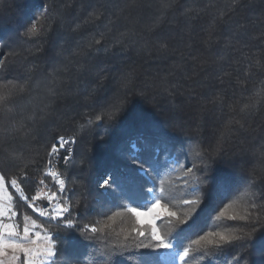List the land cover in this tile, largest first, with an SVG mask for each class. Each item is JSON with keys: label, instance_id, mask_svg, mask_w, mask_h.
Instances as JSON below:
<instances>
[{"label": "trees", "instance_id": "obj_1", "mask_svg": "<svg viewBox=\"0 0 264 264\" xmlns=\"http://www.w3.org/2000/svg\"><path fill=\"white\" fill-rule=\"evenodd\" d=\"M164 3L169 7L165 9ZM93 12L99 18L90 15ZM48 18L51 28L42 45L23 35L32 24L42 30ZM101 34V45L88 48ZM0 41V58L7 57L4 64L8 68L0 73V87L11 89L27 81L31 94L20 98L27 110L46 102L42 89L52 73L63 77L52 115L38 121L35 138L17 134L0 143V158L5 148L16 153L13 160L0 162V172L17 205L14 221L21 229L24 223L33 219L44 223L45 218L28 207L9 179L17 177L24 195L31 199L45 187L40 179L48 183L47 149L58 136H75L73 160L63 172L70 199L80 201L75 209L77 227L89 220L109 225L98 234L102 238L94 243L84 241L80 264H169L175 256L166 255L165 249L137 247L132 237L138 220L124 208L111 212V220L93 214L98 174L112 163L131 160V148L121 144L120 128L143 126L146 134L159 128L175 147L162 170L165 193L160 204L177 212L179 218L163 215L154 226L141 225L149 229L145 235L155 227L161 238L170 239L178 219L200 216L199 235L194 233V238L209 231H229L242 239L224 248L192 244L187 264H237L238 257L240 264H264L259 250L264 227L251 233V226L243 221L226 219L243 214L244 189L223 205L215 194L211 201L207 198L214 187L227 194L244 181L253 182L250 198L264 197V102L255 110L241 112L264 80V72L255 68L246 75L253 61L264 64V0H240L237 5L233 0H0ZM37 47L42 50L34 52ZM66 66L68 72L58 71ZM114 104H122L123 112L117 122L106 125L111 127L108 134L97 124H87L88 117ZM229 121L240 123L229 125ZM197 151L214 162L204 178L209 181L201 192L204 202L193 213L190 205H183L186 198H194L191 190L175 183L168 158L175 155L185 164L186 153L199 162ZM21 169L24 177L19 175ZM196 182L200 183L199 173ZM140 204L138 211L152 207L150 199ZM25 215L30 219L25 221ZM49 231L69 240L83 239L73 229L52 227ZM57 246L68 247L62 241ZM150 252L153 256L158 252L159 257L150 260ZM65 259L61 257L58 264Z\"/></svg>", "mask_w": 264, "mask_h": 264}, {"label": "snow or ice", "instance_id": "obj_2", "mask_svg": "<svg viewBox=\"0 0 264 264\" xmlns=\"http://www.w3.org/2000/svg\"><path fill=\"white\" fill-rule=\"evenodd\" d=\"M239 3L240 0H233L234 5ZM163 7L166 9L169 7V3H164ZM46 11L47 9L45 8L44 12ZM90 15L99 18L96 12ZM50 28L51 18H48V23L42 30H38L35 24H32L31 27L26 28L23 35L32 38L35 44L42 45ZM103 38V34H101L100 38H93L88 48L93 45H101ZM119 42L117 41V43ZM41 50V47H37L34 52ZM9 55H14V53H9ZM6 58H0V73L8 70L7 65L4 64V59ZM71 63L70 61L69 64ZM253 68L257 72H264V64L256 60L248 65L246 75L251 74ZM58 71L68 72L69 68L66 66ZM62 79L63 77L52 73L51 79L42 89L43 98L46 102L34 106L30 111L20 102V98L31 94L32 89L27 81L13 86L11 89L7 85L0 87V143L7 139L16 138L17 134L23 139L35 138L33 133L36 130L38 121H42L52 115V105L58 96V89ZM262 102H264V80H261L260 87L254 90V95L249 101L241 106V112L247 113L250 110H255ZM122 112V104H114L102 108L94 117H88L86 122L88 125H99L104 129L105 134H108L111 131V127H106V125H112L117 122ZM102 121L103 123H101ZM234 122L240 123L239 121H229V125ZM120 135L121 144L127 143L131 148V160L127 164H110L94 180L96 201L93 214L100 217H108L109 220L114 219L110 213L117 208H124L127 212L139 218L142 215L138 211V208L141 207V201L150 199L152 207L160 203V199L164 198L163 194L165 193L162 170L167 166L165 163L167 155L175 151V147L169 143L163 131L159 128H151V131L146 134L143 126L138 129L135 125H124L120 128ZM101 139H103V136H101ZM75 143V136H58L50 148L47 149V155L52 157L64 150L63 163L68 165L69 161L73 160V149L71 146ZM139 145H143V148ZM3 152L4 155L0 158V162L7 163L16 158L14 151L5 148ZM117 155H122V153L118 151ZM195 156L200 157L199 162L195 159H189L185 153V165H182L184 167V177H190L193 181L197 179V173H199L200 177V183L194 184L190 193V196L194 198H186L184 200L185 204L191 206L190 211L193 213L204 202V196L201 195V192L203 186L209 182L204 178L210 175L212 163L214 162L210 156L203 154L201 151H197ZM81 162L83 163L84 161L82 160ZM51 163L52 161L49 159L45 175L52 177L53 183L57 185L55 191H49L48 193L37 192L29 199L27 195H24L23 188L19 186L17 177L13 176L9 179L8 183L11 188L17 190L20 198L27 202L28 207L32 208L33 212L38 213L40 217H44L45 222L38 223L37 220L33 219L31 220V227L24 223L22 230H18L21 229V225L13 222L14 217L17 215L16 211L12 208L0 210V264H6L3 257L9 255V250L11 259L15 264H58L61 257H66L64 264H80L79 252L84 241L94 243L97 239L102 238L98 234H102L105 228L109 227L102 220H89L77 227L79 220L75 209L79 207L80 201L76 200L73 202L70 199L68 192L71 189L68 188L66 190L67 178L60 172L52 171ZM174 163L180 164V160L177 159ZM19 175L24 177L26 173L21 169ZM39 184L45 185V180L40 179ZM252 184V181H244L239 187L228 191L227 194L214 187L207 193V198L211 201L215 194L220 205H223L227 199H230L231 196L240 192L241 188H243V214L228 216L226 219L243 221L251 226L250 232L255 233L261 227H264V197L257 194L255 199L250 198ZM4 186L5 175L0 172V187ZM42 198L47 201V207H40L36 204V201ZM9 199H11V196ZM115 214L121 215L119 211H116ZM220 214L224 215L223 212ZM171 215H176V213ZM5 219L9 222L6 223ZM28 219L30 217L25 215L24 220L27 221ZM189 220L191 222H188ZM200 220V216L192 219L184 215L176 221L177 231L170 239L161 238L154 227L147 235H145L144 229H136V235L132 239L137 241L138 248L171 250L175 253L177 259L184 261L185 264H187L186 258L190 256L192 251V244L197 246L208 244L216 248H224L225 246H234L237 241L242 239L241 236L232 234L229 231H209L207 235H200L196 239L194 238V233L200 227ZM52 227L56 229H73L79 232L83 239L73 237L69 240L66 236L61 237L59 234L49 231ZM227 227L231 228L232 225ZM35 229L43 230V247L37 246V240L41 239V231H34ZM196 235H199V233H196ZM54 236L55 239H53ZM127 239L128 236H125V240ZM61 241L66 243L68 247L58 248L57 244ZM189 241L191 242L190 244L186 243ZM259 250L261 255H264V242L259 244ZM147 256L151 260L159 257V253L157 252L153 256L150 252ZM237 264H240L239 257L237 258Z\"/></svg>", "mask_w": 264, "mask_h": 264}, {"label": "rangeland", "instance_id": "obj_3", "mask_svg": "<svg viewBox=\"0 0 264 264\" xmlns=\"http://www.w3.org/2000/svg\"><path fill=\"white\" fill-rule=\"evenodd\" d=\"M4 57L5 56H3V55L1 56V58H4ZM75 149H76V143H75V147H74V153H75ZM73 156H74V154H73ZM49 159H51V157H49ZM176 160H177V158L175 157V155H171L168 158V163L170 164L172 172L175 174V177H176L175 183L177 185H181L184 188H189L192 191L193 185L197 184L196 180L193 181L190 177H184V174H183L184 173V167L182 165H185V164L181 163V162H180V164H176V163H174V161H176ZM71 162L72 161H69V164L66 167H68ZM47 168H48V166H47ZM63 171H62V175L64 176ZM45 185L46 186L39 192L46 193L47 191H55L56 187H57V185L52 183V180L49 177H48V183H46ZM10 196H11V199H9ZM26 204H27V202H26ZM36 204L39 205L40 207H47V202L43 198L41 200L36 201ZM183 205H187V204H185L183 202ZM8 208H12L16 211L17 205H16V203L13 202L12 195L9 192L8 187L6 185V182H5V186L0 187V210H6ZM140 212L142 213V215L139 218L136 217L138 220L139 227L133 228L134 234H136V232H135L136 229H144L145 233H146V231L149 229L140 228V226L141 225H146V227H149L150 225L154 226V224L156 223V220L163 217V215L167 216L168 218H179L177 212L173 211L168 206L162 205L160 203L158 205H156L155 207H151L149 210L140 211ZM172 213H176V215H171ZM40 218L44 219V217H40ZM5 222L8 223L9 221H7L5 219ZM13 222H15V221H13ZM28 225L31 227V223H29ZM18 230H20V229H18ZM36 230L41 231V239L37 240V246L43 247L44 246L43 230L42 229H35L34 231H36ZM156 232H157V230H156ZM165 254L175 256V258L172 259V261L169 264H171V263L182 264V261L177 259L176 255L173 251L166 250ZM3 259L6 261V264H15V262H13L11 259L10 250H9V255L6 257H3Z\"/></svg>", "mask_w": 264, "mask_h": 264}, {"label": "built area", "instance_id": "obj_4", "mask_svg": "<svg viewBox=\"0 0 264 264\" xmlns=\"http://www.w3.org/2000/svg\"><path fill=\"white\" fill-rule=\"evenodd\" d=\"M71 147L73 149V154H74L75 144L72 145ZM63 156H64V150H61L58 153V155H54V156L51 157V161H52V163H51V169H52V171L62 173V171L66 168L67 165H64V163H63ZM47 176L52 180V177L51 176H49V175H47ZM52 183H53V180H52ZM53 184H55V183H53ZM48 192L49 191H47L46 193H48Z\"/></svg>", "mask_w": 264, "mask_h": 264}]
</instances>
